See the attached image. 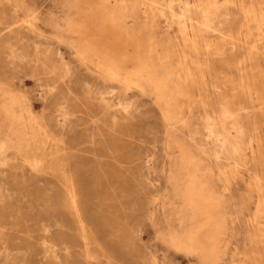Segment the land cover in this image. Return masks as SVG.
<instances>
[{
  "label": "rangeland",
  "instance_id": "rangeland-1",
  "mask_svg": "<svg viewBox=\"0 0 264 264\" xmlns=\"http://www.w3.org/2000/svg\"><path fill=\"white\" fill-rule=\"evenodd\" d=\"M234 1L236 33L239 7L264 0ZM166 3L0 0L37 17L0 55V264H264V48L208 53L219 34L190 29L187 42ZM211 80L246 108L236 165L193 137L218 110Z\"/></svg>",
  "mask_w": 264,
  "mask_h": 264
},
{
  "label": "bare ground",
  "instance_id": "bare-ground-1",
  "mask_svg": "<svg viewBox=\"0 0 264 264\" xmlns=\"http://www.w3.org/2000/svg\"><path fill=\"white\" fill-rule=\"evenodd\" d=\"M144 1H146V0H144ZM232 4H236L234 0H225L222 3H220V1H218V0H208V1L198 0V1H194V2L191 0H170V3L166 5V8H164V6L161 5L162 6L161 11L163 13V14L162 13L161 14L163 16L165 14V16H166L167 12L170 13L171 19H172L171 20L172 25L177 23L181 26L182 33L184 34L187 42L189 41V36H190L189 30L190 29L191 30L197 29L201 33H203V32H206L208 34L211 32L218 33L219 35L217 38H215L214 40L209 39V40H207V43L204 44L203 48L208 53L212 52L213 54L224 56L226 54L227 50H229L230 52H233L236 49L243 47L245 45V47L251 52V54L254 53V55L257 56L258 54H260V51H261V55H262V53H263L262 49L264 48V44H262L263 42H261L262 39L264 38V6H262L260 4V7L256 8L254 2L251 5H244V4L241 5L239 7V9L242 13L241 24L239 26V30H237L235 33L234 32V26H233L234 17H233V12L230 8L232 6ZM155 7H157V6H155ZM38 14H39V12H38ZM166 18L168 19V17H166ZM36 21H37V17H35L33 15L32 17L30 16V18H26V15L23 14L22 12H20L17 8H15V6H14V8H12L10 10V13H7L5 8H2L1 4H0V25H1L0 26V55L2 54V55H6L7 57H13L14 53H16L18 50H20V48H18V46H17L18 42L21 39L22 40L24 39V37L22 36L21 29L23 28V26L26 27V25L36 26ZM242 34L246 35L245 39L242 38ZM197 38H198V36H197ZM226 44L230 45L229 49L226 48L227 47ZM30 46L31 45L28 44L26 48L29 49ZM39 47L40 46H38L36 44L33 47H30L32 56L38 57L39 55L42 54V50ZM6 50H9V51L6 52ZM31 53L27 52V50H26V52L21 51L20 55L22 58H27V57H31L30 56ZM48 70H49V72L53 73V70L50 67L48 68ZM62 73H63V76H67V75H69L70 71H69V69L66 68L62 71ZM188 73H189V71H188ZM253 73H254V71H253ZM259 73H261V72H259ZM261 75H259V76H261ZM254 78H255V75H254ZM256 79H257V77H256ZM191 80H192V78L190 77V74H188V82H190ZM128 81H130V80H128ZM258 81H255V83ZM209 82H210L209 84H210L213 92H215L218 95L217 101H216L218 110L217 111H214V110L211 111L209 108H206V107L204 108V110H203L204 116L202 119V124L204 126V128H203L204 132H201V131H199V129L195 128L196 131L193 132V137L194 138H196L198 136L204 137L203 139H201L202 141L199 144V149L201 152L206 153L208 155H213L214 157H216L219 160H224V161L227 160L229 163L231 162V163H234V165H236L238 163L236 162L235 156L241 157L243 155L242 154L243 153V149H242L243 139H244V136L246 134V130L248 128V120H246L243 117V113H242V109H244L245 106L240 105V104L233 105V100L230 98V96L223 95L224 89L222 88V86L219 83H217L214 80H211ZM134 83H136V82H134ZM200 83H202V82L200 81ZM259 83H261V82H259ZM209 84H207V82H206V84H204V85L207 87ZM47 85H48V82H47ZM37 86H40V85H37ZM48 87H50V86L48 85ZM51 88L54 89L55 86H53ZM206 91H207V89H206ZM45 94H47V93L44 92V95ZM49 94H50V90H49ZM248 95L250 96V94H248ZM259 99H261V98H258V100ZM250 100H252V99H250ZM252 106H253V104H252ZM254 107L257 108V106H254ZM245 111H247V110H245ZM260 111L262 112L263 110H260ZM166 115H168V114H166ZM169 120H170V118H169ZM232 121L237 123L236 127H233L230 130L226 129V125L229 122L232 123ZM219 124H221L222 128H224L222 132L218 130ZM258 129L259 128H257L256 131ZM257 140H258V138H257ZM259 140H261V139H259ZM230 142H235V143L232 144ZM251 142L249 141V144ZM257 143H259V142H257ZM245 146L248 149L252 148L251 144L247 146L244 143L243 148ZM262 147H263V145H262ZM257 148H258V146H257ZM261 150H263V149H261ZM252 151H254V148H252ZM258 152H260V151H258ZM253 155H254V152H253ZM243 163H244L245 167L251 172L252 178L255 179V183H256V181L260 182L261 179H260V175H259L258 170H257V166L255 165V166L250 167V163L245 158H244ZM139 181H142V174H139ZM68 193H69L73 207L75 209H77L78 208L77 207L78 199H77V194L74 191L73 186L70 185ZM260 208H261V204H258L256 211L261 212ZM76 213L78 214V219H79L80 224L82 225V229H84L85 228L84 224H83L84 220L80 216L78 209H77ZM260 231H261V237H262L261 242L263 243L264 242V228H260ZM141 243H142V241H141ZM53 247H54V245L49 244L46 247V250L49 251V253H50V250L52 251ZM46 253H48V252H46ZM0 255H3V254L0 252ZM5 256H3V257L5 258ZM148 258L155 260V258L151 255ZM55 259H57V258H55ZM55 262H57V261H55ZM57 263H59V261Z\"/></svg>",
  "mask_w": 264,
  "mask_h": 264
}]
</instances>
